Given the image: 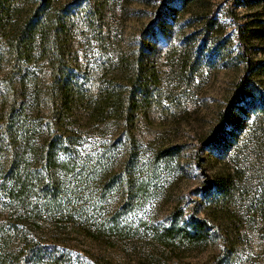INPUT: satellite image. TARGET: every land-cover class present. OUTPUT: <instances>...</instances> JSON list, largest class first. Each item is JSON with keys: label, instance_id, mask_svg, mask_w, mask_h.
I'll return each instance as SVG.
<instances>
[{"label": "rangeland", "instance_id": "obj_1", "mask_svg": "<svg viewBox=\"0 0 264 264\" xmlns=\"http://www.w3.org/2000/svg\"><path fill=\"white\" fill-rule=\"evenodd\" d=\"M175 2L94 0L80 7L87 22L74 48L78 64L88 68L84 81L94 92L112 83L126 95L135 73L133 58L144 53L140 84L148 87L149 102L139 107L137 144L147 158L170 146H180L181 153L161 166L153 180L156 188H149L143 204L119 216L132 227L131 238L102 242L74 233L68 238L75 253L99 264H214L223 253L214 238L188 248L165 245L154 235L182 228L197 215L235 235L240 260L234 264H264V119L256 102L257 97L264 100V37L258 35L264 34V0H193L183 12L174 10ZM100 26L105 40L98 38ZM249 30L253 39L245 44L259 89L230 116L232 135L225 147L211 152L204 142L219 127L245 73L242 45ZM119 130L112 122L103 134L91 133L81 150L97 154L108 142L117 160L122 159L124 147L115 142ZM229 177L231 197L215 215L212 209L197 208L205 201L208 182ZM123 202L110 200L106 218Z\"/></svg>", "mask_w": 264, "mask_h": 264}, {"label": "trees", "instance_id": "obj_2", "mask_svg": "<svg viewBox=\"0 0 264 264\" xmlns=\"http://www.w3.org/2000/svg\"><path fill=\"white\" fill-rule=\"evenodd\" d=\"M93 1L0 0V264H99L75 253L68 236L131 238L132 227L119 216L143 204L161 166L181 153L180 146H170L147 158L137 144L139 107L149 102L148 87L140 84L144 53L133 58L135 73L126 95L112 83L94 92L84 81L88 68L78 64L74 42L87 22L80 7ZM192 2L176 0L174 10L183 12ZM98 29V38L105 40L102 27ZM261 31L258 35L264 37ZM248 32L242 45L245 73L219 127L204 142L211 152L231 138L230 116L259 89L245 44L253 39ZM257 99L264 119V100ZM112 122L120 129L115 142L124 147L122 161L108 142L97 154L84 153L91 133L103 134ZM232 188L230 177L208 182L205 201L197 208L212 209L215 215ZM114 198L124 202L106 218L104 211ZM222 226L211 227L195 215L182 228L154 235L165 245L188 248L214 238L223 248L214 264L237 263L239 243Z\"/></svg>", "mask_w": 264, "mask_h": 264}]
</instances>
